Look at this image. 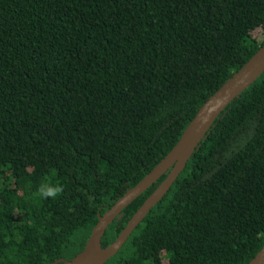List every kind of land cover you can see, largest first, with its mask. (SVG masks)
<instances>
[{"label": "trees", "instance_id": "16d2710c", "mask_svg": "<svg viewBox=\"0 0 264 264\" xmlns=\"http://www.w3.org/2000/svg\"><path fill=\"white\" fill-rule=\"evenodd\" d=\"M263 45L264 0H0V264L74 258ZM263 246L264 73L106 264H248Z\"/></svg>", "mask_w": 264, "mask_h": 264}, {"label": "water", "instance_id": "95a60500", "mask_svg": "<svg viewBox=\"0 0 264 264\" xmlns=\"http://www.w3.org/2000/svg\"><path fill=\"white\" fill-rule=\"evenodd\" d=\"M264 73V45L201 106L172 150L133 188L99 216L84 249L74 258L53 264H106L124 246L150 210L167 194L202 140L229 104ZM168 173L164 181L133 215L117 239L102 247L109 226L137 197ZM248 264H264V246Z\"/></svg>", "mask_w": 264, "mask_h": 264}, {"label": "clouds", "instance_id": "9594fccd", "mask_svg": "<svg viewBox=\"0 0 264 264\" xmlns=\"http://www.w3.org/2000/svg\"><path fill=\"white\" fill-rule=\"evenodd\" d=\"M57 191H58V189H57ZM45 195L46 196H53V195H55V192L53 190H48L47 192H45Z\"/></svg>", "mask_w": 264, "mask_h": 264}]
</instances>
